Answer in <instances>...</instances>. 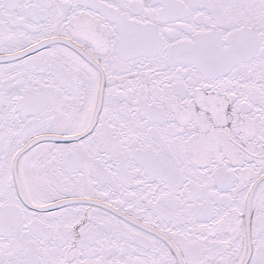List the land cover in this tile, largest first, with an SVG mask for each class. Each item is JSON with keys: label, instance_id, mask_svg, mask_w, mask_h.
<instances>
[{"label": "snow or ice", "instance_id": "snow-or-ice-1", "mask_svg": "<svg viewBox=\"0 0 264 264\" xmlns=\"http://www.w3.org/2000/svg\"><path fill=\"white\" fill-rule=\"evenodd\" d=\"M0 264H264V0H0Z\"/></svg>", "mask_w": 264, "mask_h": 264}]
</instances>
